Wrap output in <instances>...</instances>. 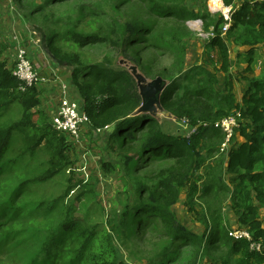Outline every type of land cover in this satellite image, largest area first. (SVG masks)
<instances>
[{
	"label": "trees",
	"instance_id": "16d2710c",
	"mask_svg": "<svg viewBox=\"0 0 264 264\" xmlns=\"http://www.w3.org/2000/svg\"><path fill=\"white\" fill-rule=\"evenodd\" d=\"M22 1L13 0L16 4ZM40 1V4L28 3V17L42 15L63 2H75L76 10L65 17L44 16L47 35L42 29L39 31L51 60L58 66L69 67L68 82L84 105L91 129L107 130L109 141L118 143L119 147L138 145L144 156L171 161V164L154 184L135 186V192L144 198L128 200L124 211L113 219L109 231L87 229L90 231L77 235L82 223L73 218L76 207L73 204L65 207L63 218L50 227L52 229L40 232L44 238L42 251L37 253V264L58 260L62 264H125L119 259L117 241L133 235L134 231L128 230L131 223L135 232L141 228L148 230L152 219L164 227L163 235L168 242L148 263L168 260L177 253L178 247L188 244L196 252L190 264H198L200 259L215 264H264V73L259 78L247 75L253 73V57L250 56L257 47L264 46V0H220L224 7H233L231 23L224 34V19L190 10V0H135L145 14L128 21L115 20L99 7L87 8L85 2L79 0ZM83 7L99 17L107 16V20L93 28V33L77 30L81 18L76 13H82ZM164 16L180 23L201 20L205 32L212 29L213 37L204 45L203 65L186 73L180 65L160 96L161 105L168 114L187 120L195 128L187 139L166 134L151 116L139 112L141 95L135 77L128 70L116 68L109 60L93 64L80 53L88 45L105 44L118 58L138 66L140 58L133 57L130 50L148 38H151L150 44L164 43L156 36L152 19ZM63 18L67 25L65 34L50 30ZM140 36L143 38L137 39ZM225 39L249 49L247 67L240 75L241 80L247 82V89L240 100L234 93L232 63ZM58 44H65L70 50H63ZM7 46L0 41V117L13 105L20 108L21 116L8 124L0 122V166L16 134L24 145L20 158L41 148L48 152L49 160L40 180L49 181L75 166V150L66 136L53 129L46 113L37 112L38 119H34L31 110L40 105L41 91L36 86L19 90L20 83L12 76L8 59L3 57ZM236 113L241 120L235 133L242 141L228 145L227 150L221 152L224 134L215 125ZM123 161L128 168L132 159L124 157ZM224 174L236 177L234 187L226 185ZM71 181L69 178L67 182ZM73 186H68L64 195L50 206L46 204L44 217L52 215L58 204L62 205ZM183 190H187V200L191 203L203 199L201 204L207 211L209 223L205 222L206 229L201 236L175 218L173 207ZM211 193L214 198H219L221 193L226 196L237 224L251 234V242L235 240L229 235L221 209L213 208L205 199ZM251 243L259 244L260 250L251 249Z\"/></svg>",
	"mask_w": 264,
	"mask_h": 264
},
{
	"label": "rangeland",
	"instance_id": "374dc122",
	"mask_svg": "<svg viewBox=\"0 0 264 264\" xmlns=\"http://www.w3.org/2000/svg\"><path fill=\"white\" fill-rule=\"evenodd\" d=\"M79 1L85 2L87 8L99 7L104 14L118 21H128L145 14L143 7L135 0ZM217 1L190 0L188 7L200 14L223 17V14H226L225 8L219 3L221 7L216 10ZM30 2L31 4L41 3L40 0H23L20 4L14 3L13 0H0V41L10 43L9 37L14 36L28 39L27 35L32 33L31 39L34 40V45L28 46L31 50L32 64L35 68H41L46 72V75L40 72L42 75H39L36 83L37 90L41 91L38 97L40 105L31 110L36 120L39 115L37 112L46 113L51 117L52 111L57 106V90L60 83L51 81L47 72L58 70L62 82L69 81L70 72L69 67L56 65L44 48L39 30L42 29L45 36L48 30L43 17H50L52 14L54 18L58 15L65 17L76 8L74 1H68L56 5L52 10H46L42 15L28 17L29 9L26 6ZM82 9V13H76L81 18V25L77 30L82 33H93V28H97L103 20H107V16L99 17L85 7ZM152 19L156 27V36L164 40V43L150 44L151 38H148L147 41H140L141 44L133 47L130 54L140 58L138 66L118 58L105 44L88 45L80 50V53L84 59L93 64L109 60L116 68L128 70L135 77L142 96L140 112L157 121L166 134L187 139L189 137L182 124L183 120L168 114L161 105L160 96L170 84V79L176 75L180 65H183L185 73L198 65H203L204 45L209 41L207 34L209 32H205L201 20L180 23L170 16ZM66 29L65 18L50 28L60 34H65ZM141 38L143 36L137 39ZM225 42L232 59L231 73L237 98H239L243 87L247 84L242 82L240 77L247 67L245 59L239 56L241 55L239 50L244 49L236 47L230 39H225ZM58 46L63 50H70L65 44H58ZM12 47V45L7 46L3 55L9 59L8 66L13 62ZM252 67L253 73L249 74V77L259 78L263 75L264 48L257 50ZM245 76L246 74L243 75ZM218 78L222 79L221 74H218ZM20 116V108L13 105L3 114V117H0V122L8 124L18 120ZM235 134L228 143L229 147L242 141L237 133ZM108 135L107 130L86 129L83 131L79 143L81 146L73 145L77 158L75 166L71 167L70 172L69 170L61 172L53 179L44 182L40 178L47 167L48 152L41 148L34 154L27 152L23 158H20L24 145H22L21 137L13 135L10 147L3 158L4 164L0 166V264H37V253L42 251L41 243L44 238L41 233H45L47 228L52 229L50 227L63 218V209L71 204L76 207L74 220L82 223L76 231L77 235L79 232L90 231L87 229H94L96 232L109 231L113 219L124 211V205L128 200L144 198V195L135 192V186L139 183L145 186L154 184L159 174L171 164V161L155 160L153 156H144L145 154L140 153L141 148L138 145L121 148L118 143L110 142ZM124 157L132 159L128 168L124 166ZM202 173L203 171L198 174ZM69 178L72 180L71 183L67 182ZM223 178L229 188L235 186L236 177L224 174ZM72 185L74 186L62 205L58 204L52 215L44 217L42 213L47 205L50 206L53 201L60 199L68 186ZM225 197L221 193L219 198H214L211 193L205 199L213 208L221 209L223 221L231 232L246 231L237 224L231 203ZM202 200L198 198L191 203L187 200V190H183L179 202L173 207L176 220L199 236L205 232V222L209 223L207 211L204 204H201ZM203 215H205L204 218ZM150 223V229L141 228L137 232L133 223L128 226V230L134 231L133 235L124 237V241H117L120 261L125 264H190L194 260L196 252L187 244L183 248L178 247L177 253L170 256L168 260L148 263L168 242V238L163 235L164 227L161 223L155 222V219H152ZM198 262V264H215L205 259H200ZM50 264L62 263L58 260Z\"/></svg>",
	"mask_w": 264,
	"mask_h": 264
},
{
	"label": "built area",
	"instance_id": "2783aa9c",
	"mask_svg": "<svg viewBox=\"0 0 264 264\" xmlns=\"http://www.w3.org/2000/svg\"><path fill=\"white\" fill-rule=\"evenodd\" d=\"M221 5L222 7H224L222 3ZM224 8L226 14H223L222 17L225 21L224 26L222 28V34L226 33L227 29L230 26V12L233 10V7ZM198 21L200 20H197V22ZM207 34L208 40H210L213 37L212 31ZM31 35L32 33L27 35L28 39H23V37L20 36L9 37L10 43H7L8 46H13V62L9 67L11 68L12 76L20 83V91H24L26 88L36 86V83L39 80V75H42L40 72H42L43 75H46L45 71H42L41 68H35L32 64V58L30 55L31 50L28 47L29 45H34V40L31 39ZM54 67L55 69H57L55 65ZM58 74V70H52L47 72V75L50 76L49 79L51 81H59L60 83V87L57 90V106L52 111L50 123L53 129L66 136L73 145L81 146L79 144L81 133L86 129H91L90 120L86 112L84 111V105L81 101L78 100V97L75 96L69 82L67 80L65 82H62ZM240 120L241 119L239 113H236L235 115L229 116L216 123L215 126L218 127L220 131H222V133L224 134V142L221 145L220 149L221 152L227 150L228 143L234 136L235 131L238 130V128L240 127ZM182 124L186 128L187 137H190L195 132V128L191 127L188 121L184 119L182 121ZM84 155L85 153L83 154V156ZM229 235L235 240L245 239L249 242L252 241L251 234L245 230H234L232 232L230 231ZM250 248L259 251L260 245L251 243Z\"/></svg>",
	"mask_w": 264,
	"mask_h": 264
},
{
	"label": "crops",
	"instance_id": "0c3cea01",
	"mask_svg": "<svg viewBox=\"0 0 264 264\" xmlns=\"http://www.w3.org/2000/svg\"><path fill=\"white\" fill-rule=\"evenodd\" d=\"M236 47H238V48H243L244 50L243 51H241V50H239V52H241V55H240V57H241V59H245V61H246V59L247 58H250V57H256V52H257V50H259V49H261V48H264V46H259V47H257V49L254 51V53L250 56V57H248V55H249V49H247V48H244V47H239V46H236ZM232 60V59H231ZM232 62V61H231ZM245 65L247 66V64H246V62H245ZM70 73V72H69ZM247 75H249V74H247ZM250 76V75H249ZM242 81V80H241ZM242 82H244V81H242ZM241 86H243L242 84H240ZM245 87V88H244ZM243 87V90H242V92H241V94H240V97L239 98H237V93H236V87L234 86V93L236 94V98L238 99V100H240L241 99V97H242V95H243V93H244V91L247 89V84H246V86H244Z\"/></svg>",
	"mask_w": 264,
	"mask_h": 264
},
{
	"label": "bare ground",
	"instance_id": "6f19581e",
	"mask_svg": "<svg viewBox=\"0 0 264 264\" xmlns=\"http://www.w3.org/2000/svg\"><path fill=\"white\" fill-rule=\"evenodd\" d=\"M210 2H211V1H210ZM217 3H218V6H217L216 10H217L219 7H221V6H220V4H221V1H220V0H218V1H217ZM219 3H220V4H219ZM213 4H214V2H213ZM215 4H216V3H215ZM213 7H214V6H213ZM224 11H225V10H224Z\"/></svg>",
	"mask_w": 264,
	"mask_h": 264
},
{
	"label": "water",
	"instance_id": "95a60500",
	"mask_svg": "<svg viewBox=\"0 0 264 264\" xmlns=\"http://www.w3.org/2000/svg\"><path fill=\"white\" fill-rule=\"evenodd\" d=\"M141 95V94H140ZM142 97V96H141ZM139 112H140V109H139ZM141 113V112H140Z\"/></svg>",
	"mask_w": 264,
	"mask_h": 264
}]
</instances>
